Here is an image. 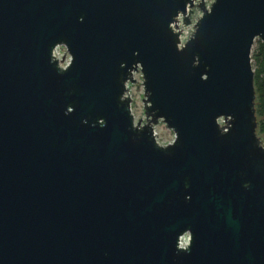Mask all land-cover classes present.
Segmentation results:
<instances>
[{"label": "water", "instance_id": "water-1", "mask_svg": "<svg viewBox=\"0 0 264 264\" xmlns=\"http://www.w3.org/2000/svg\"><path fill=\"white\" fill-rule=\"evenodd\" d=\"M256 39L264 0H0V264H264Z\"/></svg>", "mask_w": 264, "mask_h": 264}, {"label": "rangeland", "instance_id": "rangeland-1", "mask_svg": "<svg viewBox=\"0 0 264 264\" xmlns=\"http://www.w3.org/2000/svg\"><path fill=\"white\" fill-rule=\"evenodd\" d=\"M206 1V6L209 8L211 4L214 2V0H205ZM202 16V11L198 7H194V11L191 15L192 23L190 25H185L184 23L182 24L181 28L183 31V39L186 40L188 39L192 33L195 30V22ZM256 41V40H255ZM256 47V44L253 45L252 52L254 48ZM62 52L64 50V47H61ZM135 78L137 81L135 83H132L130 85V95L132 97V112L135 116V120L138 121L140 119L143 120V122L146 119L145 116V109H144V85H143V77L141 71H137L135 74ZM221 122H223V119H221ZM155 133L157 140L159 141L160 144L166 145L170 142H172L175 138V133L173 130L168 128V126L163 122L159 121L157 125L154 127ZM262 141L264 143V137L262 138ZM189 237L188 234H186L185 239Z\"/></svg>", "mask_w": 264, "mask_h": 264}, {"label": "trees", "instance_id": "trees-1", "mask_svg": "<svg viewBox=\"0 0 264 264\" xmlns=\"http://www.w3.org/2000/svg\"><path fill=\"white\" fill-rule=\"evenodd\" d=\"M255 44L252 64L255 71L257 133L262 139L264 137V42L256 39Z\"/></svg>", "mask_w": 264, "mask_h": 264}, {"label": "built area", "instance_id": "built-area-1", "mask_svg": "<svg viewBox=\"0 0 264 264\" xmlns=\"http://www.w3.org/2000/svg\"><path fill=\"white\" fill-rule=\"evenodd\" d=\"M183 17H184L183 14H179L178 21H177V25H178L177 30H180L181 31V41H182L181 44H183L186 40H188V39H186V40L183 39V31H182V28H181V26L183 24ZM62 46L63 45H57L56 46V48L54 49V55L60 61L61 66L65 67V66H67L70 63V55H69V53H68V51H67V49H66L65 46H63L64 47V50L62 52V49H61ZM135 74H136V72H134V77H135ZM127 84L130 87V85L132 83L131 82H128ZM185 236L186 235H183L181 237V239H180V244L182 246H185L188 243V238L185 239Z\"/></svg>", "mask_w": 264, "mask_h": 264}]
</instances>
